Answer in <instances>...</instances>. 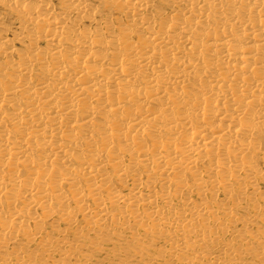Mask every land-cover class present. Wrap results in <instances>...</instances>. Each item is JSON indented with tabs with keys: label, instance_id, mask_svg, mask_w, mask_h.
Instances as JSON below:
<instances>
[{
	"label": "bare ground",
	"instance_id": "1",
	"mask_svg": "<svg viewBox=\"0 0 264 264\" xmlns=\"http://www.w3.org/2000/svg\"><path fill=\"white\" fill-rule=\"evenodd\" d=\"M260 184L264 0H0V264H264Z\"/></svg>",
	"mask_w": 264,
	"mask_h": 264
},
{
	"label": "rangeland",
	"instance_id": "2",
	"mask_svg": "<svg viewBox=\"0 0 264 264\" xmlns=\"http://www.w3.org/2000/svg\"><path fill=\"white\" fill-rule=\"evenodd\" d=\"M258 192L259 194H264V184L259 185ZM190 198L193 201H201V198L196 195H192L190 196ZM210 199L211 196L209 194H206V196H204V200L208 201L209 203L211 201ZM216 203H221L220 198L216 199ZM257 204L262 209V204L260 202H258ZM241 213L242 211L240 209H237L235 212V214L238 215H241ZM263 221L264 218H258L254 222H248L244 229L246 232L251 233L254 237H257L261 232H264V227H261V222ZM92 238H95V235L93 233H90L86 235L85 240L76 239L75 244H69L64 248L66 252L64 256H62L61 258L60 256H55L54 260H57V263L48 261L47 264H119L118 262L122 264H147L149 262H151V264H171V260H169L168 254L166 252L164 253V256L158 258L154 256V252L151 249H143L142 251L139 250L141 259L138 255H134V253H131L132 255L124 254L122 249H120L118 253H112L111 247H108L107 245H105L104 247L102 246L100 250H96L94 248L89 249L87 248V245L90 243ZM125 239L129 240V238ZM125 239H123L122 241H124ZM229 242L231 243L232 241ZM241 243L244 244L242 245ZM232 244L231 255L233 256H236V254L239 253L240 256L247 258V256H250V252H256L258 250L256 243L251 241V238L249 236L245 237V241H237L236 243L232 242ZM33 247H35V245H32L27 249L29 253H31ZM204 251L209 257L222 258L220 256L221 251L218 247L208 245V247L204 248ZM183 255L184 254H182V256ZM176 258H179V256H176Z\"/></svg>",
	"mask_w": 264,
	"mask_h": 264
}]
</instances>
